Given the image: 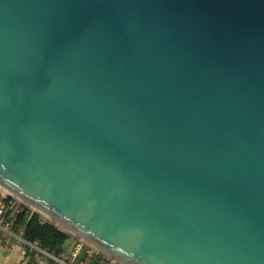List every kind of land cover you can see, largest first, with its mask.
I'll use <instances>...</instances> for the list:
<instances>
[{
  "label": "water",
  "instance_id": "obj_1",
  "mask_svg": "<svg viewBox=\"0 0 264 264\" xmlns=\"http://www.w3.org/2000/svg\"><path fill=\"white\" fill-rule=\"evenodd\" d=\"M0 190L118 264H264V0H0Z\"/></svg>",
  "mask_w": 264,
  "mask_h": 264
},
{
  "label": "built area",
  "instance_id": "obj_2",
  "mask_svg": "<svg viewBox=\"0 0 264 264\" xmlns=\"http://www.w3.org/2000/svg\"><path fill=\"white\" fill-rule=\"evenodd\" d=\"M24 210L33 212L0 190V239L5 248L17 247L22 257L33 258L41 264L48 261L56 264H118L70 234L57 251L42 246L38 239L26 238L23 226L17 223L18 214Z\"/></svg>",
  "mask_w": 264,
  "mask_h": 264
},
{
  "label": "trees",
  "instance_id": "obj_3",
  "mask_svg": "<svg viewBox=\"0 0 264 264\" xmlns=\"http://www.w3.org/2000/svg\"><path fill=\"white\" fill-rule=\"evenodd\" d=\"M17 223L23 226L28 239H38L49 250H60L68 239V233L49 221H41L37 212L22 211Z\"/></svg>",
  "mask_w": 264,
  "mask_h": 264
},
{
  "label": "crops",
  "instance_id": "obj_4",
  "mask_svg": "<svg viewBox=\"0 0 264 264\" xmlns=\"http://www.w3.org/2000/svg\"><path fill=\"white\" fill-rule=\"evenodd\" d=\"M0 264H41L33 258L22 257L17 247L5 248L0 239ZM46 264V263H45Z\"/></svg>",
  "mask_w": 264,
  "mask_h": 264
},
{
  "label": "rangeland",
  "instance_id": "obj_5",
  "mask_svg": "<svg viewBox=\"0 0 264 264\" xmlns=\"http://www.w3.org/2000/svg\"><path fill=\"white\" fill-rule=\"evenodd\" d=\"M40 216V215H39ZM41 217V216H40ZM42 219H44L43 217H41ZM44 220H46V219H44ZM46 264H56L55 262H53V261H48Z\"/></svg>",
  "mask_w": 264,
  "mask_h": 264
}]
</instances>
